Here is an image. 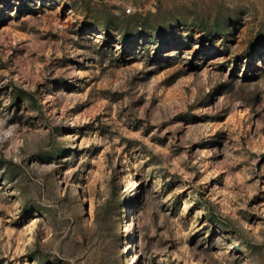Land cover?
<instances>
[{"label": "rangeland", "instance_id": "rangeland-1", "mask_svg": "<svg viewBox=\"0 0 264 264\" xmlns=\"http://www.w3.org/2000/svg\"><path fill=\"white\" fill-rule=\"evenodd\" d=\"M0 264H264V0H0Z\"/></svg>", "mask_w": 264, "mask_h": 264}]
</instances>
